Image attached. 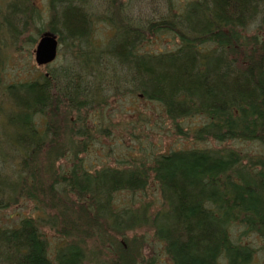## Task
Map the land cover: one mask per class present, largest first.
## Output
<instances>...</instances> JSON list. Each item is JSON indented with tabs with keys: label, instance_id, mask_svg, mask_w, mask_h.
I'll list each match as a JSON object with an SVG mask.
<instances>
[{
	"label": "trees",
	"instance_id": "obj_1",
	"mask_svg": "<svg viewBox=\"0 0 264 264\" xmlns=\"http://www.w3.org/2000/svg\"><path fill=\"white\" fill-rule=\"evenodd\" d=\"M7 1L0 26L11 12L13 27L0 34L2 51L32 27L47 31L33 0ZM159 1L164 12L131 23L123 0H109L102 16L89 0H49L48 30L72 40L87 72L10 80L9 54L0 60V127L9 128L0 135V264H158L156 244L169 264H264V0ZM101 19L113 33L105 45L93 40ZM166 39L173 47L150 48ZM106 87L159 104L191 142L154 161L139 155L94 171L79 162L67 173L66 155L78 160L108 132L91 133ZM197 117L203 124H185ZM144 120L138 112L133 127ZM151 184L156 211L145 197L120 198ZM28 201L43 215L8 212ZM46 229L64 240L54 250Z\"/></svg>",
	"mask_w": 264,
	"mask_h": 264
},
{
	"label": "rangeland",
	"instance_id": "obj_2",
	"mask_svg": "<svg viewBox=\"0 0 264 264\" xmlns=\"http://www.w3.org/2000/svg\"><path fill=\"white\" fill-rule=\"evenodd\" d=\"M48 1L49 0H33V3L40 9L42 16L45 17L43 22L37 23V26L40 28L45 27L47 23ZM124 2L131 23H135L138 20L141 21L142 18H150L152 13L151 10H156L159 14L164 12L162 3L159 0H155V2L154 0H123V3ZM109 6V0H92L91 2V7L94 8L93 12L96 16L105 15L106 8ZM3 19L7 22V26L4 28H1L0 26V34L3 32V35L8 36L13 27L11 24V12L5 14ZM112 34L109 25L101 19L97 23L93 40L98 44L105 45L111 38ZM31 38H36V41L32 42ZM38 38L39 34L36 27H32L24 34L21 33L19 35L16 45L8 46L5 54H9L8 58L10 59L6 62L5 67L8 69L6 70V79H8V75L10 74V80H34L41 77L43 74L47 75L52 72L56 74L60 73L59 71H62L61 69L63 67H68V69L63 71L60 75L63 77H70L74 74V71H76L75 69H78V62L80 60L70 58V49L64 43H60L56 58L50 65L47 67H45L46 65H38L34 53ZM168 40L169 39L153 42L150 48L154 47L153 50L159 51L158 49L165 50L166 47H173L172 44L166 43ZM85 56H87V54ZM89 64L91 65V63ZM93 84L94 82L91 83V86ZM100 92L102 93L100 98L103 100V103L99 107L95 106L93 108L91 106V114L93 110L95 111L93 118L91 119V133L94 135L100 133L98 129L92 130V128L96 129L106 126L108 132L106 131V135L93 136V145L88 148L87 152L76 156L78 160L72 154H67L66 157L68 159L62 162L66 172L79 162L85 164L88 170L94 171L108 165H119L118 161H121L124 158L128 159V161H132L133 157L135 159H140L141 156L139 155H143V158L148 161H151L152 159L154 161L156 154L166 153L175 148L178 149L184 146L185 143L189 144L191 142L189 137H187L186 140L175 134L174 125L165 118V115L161 111L162 107L159 104L145 100L139 93H127L124 96L120 93L118 96H112L113 91L110 87H106V89L101 88ZM105 103L107 104L103 105ZM71 110H73L71 111V113H73L74 109L71 108ZM138 112H142L143 118H145V120L141 122L144 125V128H141L139 122H137L138 127H133ZM7 113L8 112L6 111L4 116H2L3 121L5 117L8 119ZM72 117H76L74 113L72 114L71 119ZM129 122H132V125H128ZM203 122L204 119L197 117L188 120L185 124L187 125L189 123L195 127L196 125L203 124ZM142 129L151 130L147 132L142 131ZM4 131H6L5 133H8L9 128L1 126L0 135ZM68 139L69 138H65L64 141H67ZM207 143L213 145L211 142ZM241 146L248 150H256L258 147L256 143H245L241 144ZM144 197L154 202L151 204L150 208L153 209V211H156L158 209L156 203L160 196L155 184H151L148 187L146 195L141 192L136 194L122 193L120 198L124 201L132 200L137 203L138 201H143ZM8 212L12 215L18 213H28L33 214L34 216L43 215L42 211H40L36 204L31 201L24 202L18 207L8 210ZM46 232L52 250L63 243L64 240L55 236L50 230L46 229ZM121 242L124 243L123 241ZM156 251L158 252L160 259L158 264H169L157 244ZM161 259H163L162 262Z\"/></svg>",
	"mask_w": 264,
	"mask_h": 264
},
{
	"label": "bare ground",
	"instance_id": "obj_3",
	"mask_svg": "<svg viewBox=\"0 0 264 264\" xmlns=\"http://www.w3.org/2000/svg\"><path fill=\"white\" fill-rule=\"evenodd\" d=\"M8 1L7 0H0V6L1 5H4L5 3H7ZM91 2H92V0H89V7L91 8ZM110 7V6H109ZM109 7H107L106 8V14H107V12H108V9H109ZM94 9V8H93ZM105 14V15H106ZM43 17V16H42ZM43 19H45V17H43ZM43 19H42V21H40V22H43ZM48 19H49V15H48ZM48 19H47V23H48ZM47 23H46V25H45V27H43V29H46L47 31H43V32H41L40 34H39V38L41 37V35L42 34H44L45 32H50V33H52V34H54L55 36H56V38H57V45H58V47H57V51L59 50V45H60V42H59V39H60V35L58 34V33H56V32H54V31H52V30H48V28H47ZM39 38H38V40H39ZM72 41V40H71ZM70 41V39L68 38H65V37H63V43L64 44H66L68 47H69V49H70V54H71V57L70 58H74V59H78V60H80L79 58H78V54H77V51L75 50V47L72 45V43L73 42H71ZM38 42V41H37ZM4 51V50H3ZM2 51V49H1V51H0V60H3L5 57H4V55H5V51L3 52ZM58 53V52H57ZM56 58V57H55ZM55 60V59H54ZM53 60V61H54ZM53 61H51V62H49L47 65H49V64H51ZM86 62V61H85ZM78 68H80V69H82L83 70V72H87V71H89V70H91V65L90 64H84L81 60L78 62ZM59 72H61V71H59ZM47 76H48V74H47ZM139 167H140V165H138ZM14 167V169H16L17 168V166L16 165H14L13 166ZM19 169V168H18ZM67 173H69V172H67ZM60 188H62V186H55V187H53L52 189H53V191L55 192V193H58V192H63V191H65V190H69L70 188L69 187H67V186H63V190H61ZM69 194V192H67V194L66 195H68ZM72 195V194H71ZM142 203H144V201H138L137 203L135 202V204L136 205H140V204H142ZM152 211H153V209H151ZM148 212H150L149 210H148ZM144 214H145V216L144 217H146V215H147V212L146 211H144L143 212ZM143 217V218H144Z\"/></svg>",
	"mask_w": 264,
	"mask_h": 264
},
{
	"label": "water",
	"instance_id": "obj_4",
	"mask_svg": "<svg viewBox=\"0 0 264 264\" xmlns=\"http://www.w3.org/2000/svg\"><path fill=\"white\" fill-rule=\"evenodd\" d=\"M57 38L50 32H45L39 38L34 50L38 65H47L57 55Z\"/></svg>",
	"mask_w": 264,
	"mask_h": 264
}]
</instances>
